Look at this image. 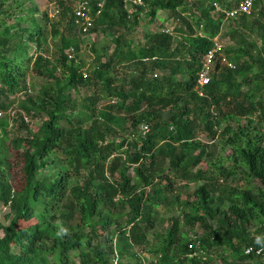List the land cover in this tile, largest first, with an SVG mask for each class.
Wrapping results in <instances>:
<instances>
[{
    "label": "trees",
    "instance_id": "1",
    "mask_svg": "<svg viewBox=\"0 0 264 264\" xmlns=\"http://www.w3.org/2000/svg\"><path fill=\"white\" fill-rule=\"evenodd\" d=\"M239 1L195 0L194 5L189 0H144V6L126 8L125 0H106L97 23L124 30L113 37L111 54L107 46L93 47L96 65L88 78L70 57L78 44L66 36L53 59L43 53L48 34L61 35L64 20L76 26L70 0H56L53 16L35 0H0V97L27 93L30 72L48 77L36 95L19 102L29 121L40 120L35 130L22 118L29 135L10 138L5 132L0 139V202L7 206L9 220L0 221V264H113L109 241L114 237L121 256L133 255L135 245L147 243L144 224L168 199L174 178L186 184L204 181L193 191V200L175 197L185 224L205 229L204 248L222 246L221 264H264L263 255L246 253L249 246L264 248L260 0L250 15H257L262 44L242 30L238 20L249 15L231 19L228 36L234 47L224 51L233 67L221 65L218 57L211 81L201 91L196 88L205 55L225 21L224 11L213 3L230 9ZM143 7L150 8V22L163 9L179 15L182 25L147 31L142 43L135 44L132 34ZM87 86L93 89L84 93ZM102 100L107 104L101 110ZM114 112L126 114L133 138H115V123L123 119ZM143 123L150 127L145 137ZM0 124L9 125L6 119ZM199 132L231 148L229 166L209 162L194 170L206 150ZM238 174L236 185L225 190L228 207H214V176ZM171 219L162 247L153 246L152 264H214L193 255L195 244Z\"/></svg>",
    "mask_w": 264,
    "mask_h": 264
},
{
    "label": "rangeland",
    "instance_id": "2",
    "mask_svg": "<svg viewBox=\"0 0 264 264\" xmlns=\"http://www.w3.org/2000/svg\"><path fill=\"white\" fill-rule=\"evenodd\" d=\"M77 0L73 2V0L68 3L70 8H74ZM194 5H196L195 0H189ZM42 11L48 12L51 16H53L56 0H35ZM150 8L143 7L139 13V25L136 27L134 34H132L135 44H140L143 41L144 35L147 31H156L162 29L173 30V28L182 25V20L178 19L177 14L174 11L170 10H159L157 13V17L150 22ZM257 15H249L248 17H244L239 19L242 26V30L247 33V36L255 40L259 45L263 42V31L258 26V22L255 23ZM180 17V16H179ZM56 19V18H55ZM262 21L261 19H259ZM264 21V18H263ZM262 21V22H263ZM264 24V22H263ZM233 26V22L231 19L225 20L222 22V33L220 36L217 34L216 36L221 39V41L225 44L226 49H232L234 47V41L230 39L228 36L229 27ZM61 31V35L53 38L49 33L47 39L44 42V55L51 56L53 59V52L56 51L57 47L62 43V35L66 36L67 39L72 40L74 43H77L79 48L74 53H72L75 58V63L80 66V71L84 74H87L89 78L92 75V70L94 69L95 63V52L93 51V47H97L101 50L103 46H107L109 48V54L112 53V48L114 47L113 37L120 33L124 28L114 30V27L111 28L107 23L101 21L97 23L95 29L91 30L89 33H82L77 26H71L65 20L63 24L59 26ZM117 31V32H115ZM131 37V36H130ZM52 52V53H51ZM227 62H233L228 56L227 52L223 51L222 55H220V64L226 65ZM130 70L131 68H126ZM127 70H123L124 73H121L123 76ZM126 71V72H125ZM59 72V71H58ZM158 74V71L156 72ZM48 77L44 75H38L34 72H30L27 76L26 83L29 85V89L27 93L24 91L17 90L14 93H10L7 96L0 97V121L8 120L9 125L7 128H4L2 124H0V139H4L3 134L7 132L8 137L12 138L15 136H26L29 135L28 129L25 126H21L22 118L25 119L29 124V129L35 130V127L38 126L40 120L29 121L30 117H27L24 110L20 107L19 102L21 99H24L27 95H36L40 88L47 83ZM83 89V88H82ZM93 88L86 87L83 89V92H90ZM107 104L106 100H102L98 103L99 109H105ZM8 105L7 109L4 107ZM114 116L117 118H122L123 120L115 123V128L117 133L114 134L115 138L118 141H121L123 138H133L132 131L128 128V123L125 122L124 118L126 114L124 112H114ZM27 124V123H26ZM198 138L202 141L203 146L205 148V153L202 157V162L199 165L194 167V170H198L200 168H207V164L209 162H221L225 163V165L229 166L230 162H228V155L232 152L231 148H223L218 145V140H212L211 136L208 132H199ZM195 153H198L196 151ZM194 153V154H195ZM170 172V171H169ZM172 173V172H170ZM131 176H134L133 169L130 170ZM239 174L237 176H233L230 178H225L222 176L215 175L214 178L216 180L217 193L212 197V203L214 207H218L220 209H226L228 207V198L226 196L225 190H227L230 186L236 185V180L239 178ZM11 178V176H9ZM173 191L167 193L168 199L163 200L161 205L155 207V213L150 223H145L144 226H147L146 229L148 235L147 243H142L135 245L134 254L128 256H121L118 250H116V238L114 237L113 241H109V245H113L114 251L111 253V258L113 264H152V260L156 259V254L153 252V246L160 250L162 247L166 230L173 224L171 218H174L179 221L180 232L187 233L189 239L195 244V251L193 255H198L202 259H208L211 263L221 264V250L222 246L216 245L212 248L206 249L202 246L201 240L203 239V235L205 234V229L199 224L195 225H186L184 221V215L182 211V206L179 205L175 200L177 194H179L180 200H193V191L195 188L203 183L204 181L190 182L186 184V181H182L179 178L173 179ZM166 181H163V184ZM152 188H150L151 190ZM8 208L4 206L0 202V221L3 223H8L9 220L6 218ZM210 222L215 226H218L219 223L216 220L211 219ZM150 224V225H148ZM253 226H250L252 232ZM249 228V229H250ZM102 240L107 242V238L102 236ZM230 254V253H229ZM264 259V257H263ZM232 260V259H231ZM233 261V260H232Z\"/></svg>",
    "mask_w": 264,
    "mask_h": 264
},
{
    "label": "built area",
    "instance_id": "3",
    "mask_svg": "<svg viewBox=\"0 0 264 264\" xmlns=\"http://www.w3.org/2000/svg\"><path fill=\"white\" fill-rule=\"evenodd\" d=\"M259 0H240L238 5L233 6L230 9H226L219 2H214L213 5L218 10H222L225 13V20L239 18L241 15H250L255 10V5ZM106 0H77L73 8L74 23L82 33H89L95 26L99 19H101ZM260 6L264 12V0H260ZM138 5L144 6V0H125V7ZM221 32L218 34L220 36ZM214 44L212 48L205 55L202 67L198 72L196 88L201 91L202 87L211 81V78L215 71L217 58L222 55L225 44L219 39L218 36L213 38ZM70 57H73L70 54ZM233 67V63H227ZM150 127L147 123L141 125V134L143 137L147 135ZM247 254L256 253L257 255L264 256V248H256L255 246H249L246 249Z\"/></svg>",
    "mask_w": 264,
    "mask_h": 264
},
{
    "label": "clouds",
    "instance_id": "4",
    "mask_svg": "<svg viewBox=\"0 0 264 264\" xmlns=\"http://www.w3.org/2000/svg\"><path fill=\"white\" fill-rule=\"evenodd\" d=\"M100 20V19H99ZM258 242H259V238H258Z\"/></svg>",
    "mask_w": 264,
    "mask_h": 264
}]
</instances>
